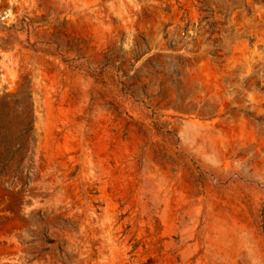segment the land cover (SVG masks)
<instances>
[{"label":"rangeland","instance_id":"rangeland-1","mask_svg":"<svg viewBox=\"0 0 264 264\" xmlns=\"http://www.w3.org/2000/svg\"><path fill=\"white\" fill-rule=\"evenodd\" d=\"M0 264H264V0H0Z\"/></svg>","mask_w":264,"mask_h":264}]
</instances>
